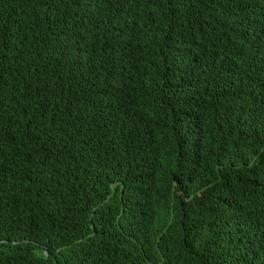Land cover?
<instances>
[{
    "label": "trees",
    "instance_id": "obj_1",
    "mask_svg": "<svg viewBox=\"0 0 264 264\" xmlns=\"http://www.w3.org/2000/svg\"><path fill=\"white\" fill-rule=\"evenodd\" d=\"M0 264H264V0H0Z\"/></svg>",
    "mask_w": 264,
    "mask_h": 264
}]
</instances>
